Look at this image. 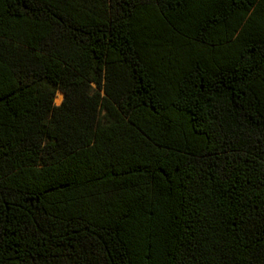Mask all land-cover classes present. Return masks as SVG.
I'll use <instances>...</instances> for the list:
<instances>
[{
    "label": "trees",
    "instance_id": "16d2710c",
    "mask_svg": "<svg viewBox=\"0 0 264 264\" xmlns=\"http://www.w3.org/2000/svg\"><path fill=\"white\" fill-rule=\"evenodd\" d=\"M0 264H264V0H0Z\"/></svg>",
    "mask_w": 264,
    "mask_h": 264
},
{
    "label": "rangeland",
    "instance_id": "374dc122",
    "mask_svg": "<svg viewBox=\"0 0 264 264\" xmlns=\"http://www.w3.org/2000/svg\"><path fill=\"white\" fill-rule=\"evenodd\" d=\"M61 99H62V95H61V93H57V96H56V99H55V103L56 104H59L60 103V101H61Z\"/></svg>",
    "mask_w": 264,
    "mask_h": 264
}]
</instances>
